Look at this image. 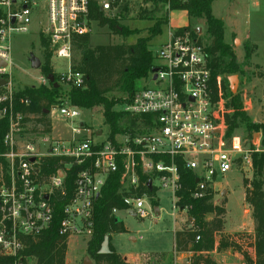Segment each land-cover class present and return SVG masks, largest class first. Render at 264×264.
Listing matches in <instances>:
<instances>
[{"label": "built area", "instance_id": "2783aa9c", "mask_svg": "<svg viewBox=\"0 0 264 264\" xmlns=\"http://www.w3.org/2000/svg\"><path fill=\"white\" fill-rule=\"evenodd\" d=\"M121 1L0 0V80L4 81L0 121L8 124L0 153V258L8 264L28 260L27 241L50 227L56 205L65 198L58 235L67 241L73 236L90 238L96 200L112 174L120 172L117 194L130 215L153 219L155 196L163 190L171 196L173 212L188 218V208L180 206L178 195L179 168L194 176L189 198L211 196L213 202L216 196L221 199L216 181L232 170L253 171L252 156L264 151L261 132L247 134L248 142L237 129L228 134L233 114L224 83L228 80L213 74L201 28L168 32L167 40L152 54L155 63L143 86L126 95L116 110L134 122L123 124L122 132L111 136L102 129L91 130L81 109L66 99L45 111L48 126L39 122L41 115L16 109L15 104L27 108L31 102L27 97L15 101L22 90L15 88L10 73L13 37L31 32L32 18H44L34 22L38 40L47 43L46 48L39 45L40 55L46 51L50 60L67 63L58 73L50 65L54 82L65 91L84 90V74L72 68L74 41L90 36L99 26L95 13L108 19L117 16ZM38 83V87L51 85L44 75ZM242 109L248 111L245 103ZM53 116L68 124L67 137L52 136ZM49 160L55 161V167L48 172L44 167ZM117 211L112 209L111 214Z\"/></svg>", "mask_w": 264, "mask_h": 264}, {"label": "trees", "instance_id": "16d2710c", "mask_svg": "<svg viewBox=\"0 0 264 264\" xmlns=\"http://www.w3.org/2000/svg\"><path fill=\"white\" fill-rule=\"evenodd\" d=\"M145 3H151L156 8L159 4L167 6L168 11L185 10L189 18L203 19L206 23V33L211 39L207 48V53L211 56V67L213 74H222L228 70H238L234 68H219V55L229 54L224 42L223 24L211 13V5L215 0H143ZM95 19H98L100 26H106L109 29L118 21L115 16L111 19L102 17V14L95 13ZM152 18H149L151 20ZM162 19V18H161ZM152 26L149 30L150 37L154 38L161 32L162 24ZM118 28V27H117ZM126 36V33L119 32ZM147 40L139 39L132 46L107 45V46H89V36L79 37L74 41L73 49L80 54L79 62L72 68L84 74L86 89L63 90L61 86L54 88L52 84L49 87L29 88L19 91L15 94V101L21 97L30 99V106L27 108L15 104L17 110L24 114L41 115L39 122H44L48 126V120H44L46 110L53 105L62 104L63 100L77 108H91L94 105L102 104L105 107L104 119L110 129V135L123 131V124L130 122L122 112L112 110L113 103L108 102L104 96L111 92H120L130 97L135 90V81L147 77L151 68H153L152 54L148 51ZM42 47L46 48L47 43L42 38ZM231 56V63H234ZM50 54H42L43 66L41 72L44 76L52 74L50 68ZM56 78V75H54ZM231 106L233 114L228 121L231 134L238 128L240 123L245 125V131L250 136L252 133L261 132V145L264 149V124L262 126H253L248 124L246 112L242 109V104L237 96L230 93ZM124 100H120L122 104ZM130 124H134L133 121ZM8 124L6 120L0 121V153L4 151L2 144L3 137L7 132ZM48 131V128H47ZM55 161L49 160L44 168L46 171H53ZM252 167L254 177L250 183L243 180L244 204L251 211L253 221V234L246 232L225 234L223 233V217L225 215V203L222 206H214L211 202V196L204 199L192 200L188 196V190L194 186V176L192 173L179 168L181 189L178 195L182 197L181 207L188 208V219L190 222L174 234V250L177 253H189V264H218L211 257V252L231 250L241 255L244 264H264V151L252 156ZM80 167L74 169L78 172ZM120 172L108 177L106 184L100 191V197L95 203V226L86 244V253L93 260L94 264H129L116 252L111 245V236L126 233V228L122 222L118 221L111 214L112 209L123 210L124 205L117 194ZM154 194V193H153ZM66 203V198L58 202L55 207L53 221L50 227L42 232L34 240L27 241V247L24 251V257L34 258L35 264H65V255L68 241L58 235V225L62 218V206ZM157 206L156 203H153ZM213 215L209 224L203 222L204 216ZM194 222V224L192 223ZM192 224V226H190ZM190 226V227H189ZM218 237V244L216 240ZM198 238V240H196ZM107 241V251L101 252L102 244ZM163 254H146L143 264H151L148 256ZM168 264H172L171 255L168 256ZM0 264H8L7 260L0 258ZM23 264H27L24 260Z\"/></svg>", "mask_w": 264, "mask_h": 264}, {"label": "rangeland", "instance_id": "374dc122", "mask_svg": "<svg viewBox=\"0 0 264 264\" xmlns=\"http://www.w3.org/2000/svg\"><path fill=\"white\" fill-rule=\"evenodd\" d=\"M118 12V21L113 24L111 29L100 25L93 27V31L89 36L90 47L99 45L132 46L139 39H148V51L151 54H155L163 42L167 40L168 31L165 23L161 26L160 34L154 38H151L149 33L152 26L165 22V17L169 12L167 6L159 4L154 9L151 3H145L143 0H122L119 3ZM214 12L218 18L220 16L224 18L221 22L224 28V39L228 43L226 47L229 52V54L219 55V68H234V66L238 68L236 71H227L225 69L227 72L224 71L221 74L228 80L224 82L225 89L232 95L237 96L241 104L245 103L247 105L249 110L246 113L248 124L262 126L264 124V0H217L214 4ZM149 18L152 19L149 20ZM34 22H44V18L37 17L36 21L32 18L31 32L15 35L12 39V67L10 73L17 90L38 88V79L43 76L41 72L43 61L39 49L41 40L37 38V27ZM190 28H201L203 33L201 42L204 45H210L211 39L205 32L207 26L203 19L191 18ZM119 32L127 35H121ZM232 33L247 35L249 39L238 38L236 35L231 38ZM30 54H33L41 61L39 70L31 69L28 62ZM230 55L233 57V64L231 63ZM71 59L73 65L77 64L80 54L74 51ZM152 59L153 63H155L153 55ZM50 65L54 68L55 73L62 72L67 67L66 61L58 58H52ZM146 78L136 80L135 87H142V82ZM231 78L236 80L233 86L230 84ZM125 96V94L120 92H111L107 93L104 98L114 104L112 110L116 111L120 108V100ZM104 111L105 107L102 104L94 105L91 108H81L82 119L91 130L102 129L103 134H106L107 131L110 132V129L105 123ZM44 120L47 121V117ZM51 127L53 137L68 136V124H64L55 116L52 117ZM44 130L45 128L42 129L43 132ZM237 133L246 141L248 140L243 123L238 125ZM253 177L254 171L252 170L246 173L232 170L216 181L218 190L225 189L227 191V194L225 190L221 193V199L216 196L212 202L214 206H222L226 201V213L223 221L224 229L252 230L251 214L244 205L243 180L250 183ZM170 197V194L163 190L156 194L154 203L160 208V216H155L153 219L150 217L144 219L133 217L125 210H118L115 213L117 220L122 222L126 228V233L115 236L113 239L118 251L130 255H138L157 252L170 247L172 230L174 228L179 229V224L181 226L188 223L185 215H182V218H178L177 213L173 212ZM213 217V215L207 214L204 216L203 222L209 224ZM155 221L156 223H154ZM192 223L194 224V222ZM89 240L90 238L87 237H71L67 244L65 264H94L86 253V244ZM105 246L104 244L102 249ZM163 255V257L159 255L147 256L151 264H168L167 258L169 255ZM146 258V255L140 257L143 263ZM228 263L239 264V261L229 259ZM27 264H35L34 258H29Z\"/></svg>", "mask_w": 264, "mask_h": 264}, {"label": "crops", "instance_id": "0c3cea01", "mask_svg": "<svg viewBox=\"0 0 264 264\" xmlns=\"http://www.w3.org/2000/svg\"><path fill=\"white\" fill-rule=\"evenodd\" d=\"M216 2H217V0H215L212 3V5H211V13H212V15L215 14V12H214V4ZM215 15H213V16L216 19H218L220 21L224 20L223 17L220 16L218 18V16L217 15L215 16ZM228 20H229V18H228ZM229 22H230V20H229ZM190 24H191V19L189 18L188 14H187V12L185 10H171L167 14V20H166L165 25L167 27V31L168 32L170 30H175V29H178V28H181V27H190ZM223 30H224V28H223ZM168 32H167V34H168ZM234 35H236L238 38L239 37H243L244 39H249V38H247V35H238L237 33H232L231 34V38ZM223 37H224V35H223ZM224 42H225V44H228L225 41V39H224ZM248 111H246V113H248ZM263 173H264V167H263ZM224 190L225 189H221V193ZM263 190H264V185H263ZM226 194H227V191H226ZM226 194H225V196H226ZM247 209L249 210L248 207H247ZM249 212L251 214V211L250 210H249ZM225 213H226V201H225ZM159 216H160V208H159V215H158V217ZM180 217L182 218V215H179L178 216V218H180ZM187 220H188V222H190V220L188 218H187ZM156 221L154 223H156ZM223 221H224V217H223ZM179 223H182V222H179ZM252 224H253V221H252ZM190 226H192V224H190ZM183 227H184V225H181L180 226V224H179V229L178 228H174V230H172V234H171L172 240H171V244H170V247L169 248L163 249V250H160V251H157V252H148L146 254H152V253H155V254H167V255H171V257L173 259V262H172L173 264H189V262H188V258L190 257V254L189 253H177L174 250V234H175V232L180 231ZM241 232H246V233H249V234H253V228H252V230H238V229L228 230L226 228L225 229L223 228V233H225V234H234V233H241ZM120 235L121 234L112 235L111 236V245L114 247V249L116 250V252L118 254H120L126 260V262H128L129 264H143V262L141 261L140 257H143L144 255H146L145 253L138 254V255H130V254L122 253V252L118 251V249L116 248L115 244L113 243V239L115 238V236H120ZM133 242H135V241H133ZM104 244L107 246V241H105L102 244V246ZM217 244H218V237H217ZM102 246H101V252H106V246H105L104 249H102ZM210 255H211L212 259L214 261H216L218 264H229L228 263V260L229 259H232V260L235 259V260H238L239 261V264H244L241 255L239 253L233 252L231 250H224V251H220V252H217L216 250H214V251L211 252ZM144 261H145V259H144Z\"/></svg>", "mask_w": 264, "mask_h": 264}, {"label": "water", "instance_id": "95a60500", "mask_svg": "<svg viewBox=\"0 0 264 264\" xmlns=\"http://www.w3.org/2000/svg\"><path fill=\"white\" fill-rule=\"evenodd\" d=\"M28 62L30 64L31 69H33V70H39L41 68V61L39 60V58L35 57L33 54H30L29 55ZM1 65L4 67L5 66V63H1ZM47 79L52 84V86L54 88H57L58 87V84L54 82V76L52 74L48 75L47 76ZM235 82H236L235 78H231L230 79V84L232 86H233V84ZM3 85H4V81L3 80H0V86H3ZM232 89H233V87H232ZM148 185H149V182H148ZM154 212H155L156 216L159 215V208L157 206L154 207ZM131 215L133 217H135L134 214H131Z\"/></svg>", "mask_w": 264, "mask_h": 264}]
</instances>
